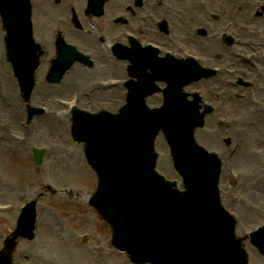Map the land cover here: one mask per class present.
Wrapping results in <instances>:
<instances>
[{"label": "rangeland", "instance_id": "374dc122", "mask_svg": "<svg viewBox=\"0 0 264 264\" xmlns=\"http://www.w3.org/2000/svg\"><path fill=\"white\" fill-rule=\"evenodd\" d=\"M210 7H215L212 4V0H209ZM251 6H249L250 10ZM217 10L219 13L224 12L222 5L217 4ZM41 18V15L39 16ZM262 22L264 21L261 18ZM261 21L259 23L262 25ZM223 23L221 19L220 24ZM259 25V24H257ZM260 26V25H259ZM258 28V27H257ZM41 30V29H40ZM256 30V28H253ZM36 37H47L46 32L36 34ZM251 38V35H249ZM2 44V33L0 32V46ZM0 48V54H2ZM43 59V63L47 61ZM44 66V65H42ZM4 61L0 58V74L5 77ZM74 75V74H73ZM41 80L42 73L39 74ZM8 76L5 77L7 81ZM3 84V81L1 82ZM86 82H83V84ZM8 85H6L7 87ZM44 87L45 90L41 89ZM48 85L40 81L41 103H47L43 97L51 96V91L46 90ZM3 88V86H2ZM8 90V87H7ZM40 90V91H41ZM13 92V91H12ZM120 92V91H119ZM118 92V93H119ZM113 96H119L115 91ZM14 97V94H9ZM57 95V93H56ZM6 94L0 93V99L3 100V104L0 101V123L4 121V125L0 127V159L6 162V171L8 176H4L0 173V203H14L19 204L24 198H38L37 200V215H38V227L36 236L32 241L20 239L17 242L13 253L14 264H86L87 257V242L80 243L81 237L87 235L89 239L93 240L94 233L109 235V231L105 226L99 225V216L89 205L88 198L89 192L91 193L96 184V176L87 165L86 174L83 177L77 176L74 173L75 167L79 163L86 162L82 156V145L74 142H70L65 136L63 138H56L58 142L57 147H50V153L44 160V164L41 168H33L29 163V157L26 155L28 152L26 143H18L12 141L6 132L9 134H21L22 130L19 129L20 115L22 113L17 110L13 111L11 115L10 111H6V106L10 102L5 100ZM20 108V106H18ZM13 108H15L13 106ZM16 109V108H15ZM249 114V111H248ZM49 119L45 118L44 122L53 121L55 114H48ZM10 118V119H9ZM8 120V122L6 121ZM43 122V124H44ZM3 123V122H2ZM1 123V125H2ZM55 126H48L47 128H41L40 126L35 128V132L32 133L31 139L34 140L36 135L37 144L42 146H49L47 141L49 137L55 133L58 128V122L53 121ZM40 125L42 123L40 122ZM213 128V124H209ZM208 126V125H207ZM211 135V134H209ZM40 136L42 138H40ZM211 136L206 137L210 143H203L207 148L214 149L213 140ZM250 137H253L251 134ZM30 138V135H29ZM207 140V141H208ZM255 143L249 146V135L245 137V142L242 144V152L249 156V149L253 148ZM258 147V146H255ZM68 148V150H67ZM72 150L69 153V150ZM79 150L80 153L76 154L77 158H73L71 155L75 150ZM67 150V151H66ZM156 150L159 153L157 169L160 173L164 174L168 178L177 179V176L172 170L170 160L168 156L167 147L161 136H158L156 143ZM69 153V155H67ZM252 154V153H251ZM21 159L22 164L15 170L14 166H17L16 162ZM78 159V160H77ZM83 160V161H82ZM46 163V164H45ZM236 167L242 174V184L236 190H231L226 182H221V189L225 190V200L231 204V194H234L238 200L234 207L238 214V225L236 227V233L242 236V233L254 228L257 225H261L264 220V210L261 207V202L264 201V190L249 191V170H243L244 168L236 162ZM258 165V164H257ZM71 166V171L68 173ZM86 167V166H85ZM258 168V167H256ZM16 170H20L16 174L12 175ZM12 175V176H11ZM87 177H89L87 179ZM11 180H10V179ZM87 179V180H84ZM24 196V198L22 197ZM249 203L251 206L249 207ZM18 211L14 208L6 213L0 214V246L2 239L7 237L9 233L14 229L18 218ZM245 247L249 253V264H264V257L260 256L253 247L246 242ZM88 264V263H87ZM95 264H114L113 261L108 260H95Z\"/></svg>", "mask_w": 264, "mask_h": 264}, {"label": "water", "instance_id": "95a60500", "mask_svg": "<svg viewBox=\"0 0 264 264\" xmlns=\"http://www.w3.org/2000/svg\"><path fill=\"white\" fill-rule=\"evenodd\" d=\"M130 113L133 114L131 111ZM135 113L141 117L138 120L139 125L133 126L129 122V113H125L122 120L117 124L118 132L112 126L104 130L101 144L103 151L100 154V159L92 158L90 151L87 153L99 175L98 192L92 201L102 216L111 224L118 243L125 242L126 244H121L127 249L130 248L134 252L142 253L143 249L139 246L138 239L142 241V245L150 242L151 247H149L146 255L153 260L155 257V264H180L185 255L186 243L189 241V231L177 214L171 212L166 206L169 202L172 207H175L179 198L168 191V188L160 183L149 169L146 170L147 165L142 157L140 147L142 148L144 141L143 132L148 130L149 124L153 126V119L144 114L142 110ZM138 126H140L142 133H140V137L135 139L136 133L139 132ZM81 130L85 131V129L76 128L77 136L87 138V133H78ZM189 153L192 151L189 150ZM195 157L194 170L199 179L196 181L187 180L188 187L193 184L202 185L206 183V176L198 171V163L201 158L196 154ZM139 164L142 166L141 169L138 168ZM149 192L152 193L154 201L149 212H144L139 208L143 197ZM161 200L166 205L162 204ZM127 212L132 216V219L127 221L128 226L125 225L129 232H132L136 237L135 239L131 236L137 250L130 241L121 240L118 236L116 221H121L120 216H125ZM158 213L160 214L158 215ZM168 217L172 219V225L165 224V220L169 219ZM23 223L22 219L20 230L25 232L26 226ZM163 233L164 235H162ZM165 233L172 235V240L176 242V246L169 248L166 244ZM180 234L182 236H179ZM201 241L203 242V239L199 240L200 243ZM252 241L264 253V231L252 235ZM11 248L12 243L8 241L6 244L7 252L0 254V264H9ZM225 249L235 251L236 255L244 254L238 244L233 245L231 242L226 245ZM195 251L193 249L191 252L194 253Z\"/></svg>", "mask_w": 264, "mask_h": 264}, {"label": "flooded vegetation", "instance_id": "af4514ba", "mask_svg": "<svg viewBox=\"0 0 264 264\" xmlns=\"http://www.w3.org/2000/svg\"><path fill=\"white\" fill-rule=\"evenodd\" d=\"M122 4L126 1V3L124 4V6L125 7H128V5H130L131 4V2H132V0H119ZM122 6L123 5H121V6H119L120 8V10H122ZM138 10L139 9H133L132 11H129V14H130V16L132 17V16H134L135 14H136V12H138ZM84 12V8L82 9V13ZM104 16V15H103ZM102 16V17H103ZM83 17H84V19L87 21V40L91 37L90 36V32H91V30H92V26L90 25V23H91V21H92V19H93V17L87 12V17L85 16V15H83ZM102 17H100V18H102ZM115 28L116 29H114V31H116V34H115V39H111V41L112 40H115V41H118V42H120V43H122V44H127V45H129V42H128V40L125 38V34L126 33H129V34H131V35H133L134 36V38L137 40V41H140V38H139V34L137 33L138 32V30H135L134 28H135V26L133 25V24H128L126 21L125 22H121V23H118V24H116L115 25ZM94 29H96L97 30V28L94 26ZM151 30H153V27H150V28H146V29H144V34H146V33H148L149 31H151ZM73 32L75 33V34H79V32L77 31V30H73ZM104 33V35L107 37V32L105 31V32H103ZM136 35V36H135ZM105 37V38H106ZM108 38V37H107ZM102 44L104 45L105 43H106V40H102ZM130 46V45H129ZM102 47V46H101ZM89 48L87 47V50H88ZM91 52V51H90ZM98 52V51H97ZM102 52H104V48L102 47V50L101 51H99L98 53L99 54H101ZM106 57V56H105ZM233 58H234V56H233V50H230L229 52H226V56H224L223 58H221V57H219L218 58V60L219 59H222V61L223 62H232L233 61ZM105 69H103V71H104Z\"/></svg>", "mask_w": 264, "mask_h": 264}, {"label": "bare ground", "instance_id": "6f19581e", "mask_svg": "<svg viewBox=\"0 0 264 264\" xmlns=\"http://www.w3.org/2000/svg\"><path fill=\"white\" fill-rule=\"evenodd\" d=\"M212 53L213 54H218V51L216 50V49H213L212 50ZM52 64V62L50 63V65ZM47 68H48V65H47ZM70 68V66H67L66 67V69L65 70H68ZM77 69V68H76ZM77 76H78V74H76V78H77ZM82 76L83 77H85V75L84 74H82ZM51 79H53V80H55V78L54 77H50ZM78 80V79H77ZM249 96H247L246 98H245V103H249ZM112 108H113V110L114 111H116L117 109H118V105H116V106H112ZM6 111H10V110H6ZM261 117H259V118H255V126H256V128H262V129H264V115H260ZM72 117H73V115L71 114V112H65V113H63V114H61V116L59 117L62 121H65L64 122V124H66L67 123V125L68 126H70V121L69 120H71L72 119ZM69 119V120H68ZM71 130V129H70ZM218 134H222L221 132L220 133H218ZM62 135H65V133H63ZM60 136V135H59ZM67 138H69V136H68V134H67V136H66ZM40 138H42L41 136H40ZM38 152H39V150H37ZM220 154H221V151H220ZM73 158H77V154H76V152H74L72 155H71ZM78 160V159H77ZM74 165V173L75 174H77V176H81V177H83L84 176V174H86V167H85V165L83 164V163H79L76 167H75V164H73ZM71 171V166H70V168H69V170L67 171L68 173ZM84 180H87V179H84ZM234 240V239H233Z\"/></svg>", "mask_w": 264, "mask_h": 264}]
</instances>
